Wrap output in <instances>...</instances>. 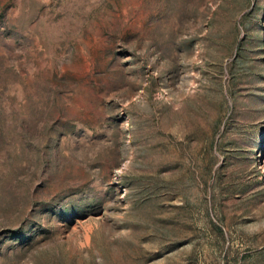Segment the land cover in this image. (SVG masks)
<instances>
[{
    "label": "rangeland",
    "instance_id": "obj_1",
    "mask_svg": "<svg viewBox=\"0 0 264 264\" xmlns=\"http://www.w3.org/2000/svg\"><path fill=\"white\" fill-rule=\"evenodd\" d=\"M0 264H264V0H0Z\"/></svg>",
    "mask_w": 264,
    "mask_h": 264
}]
</instances>
